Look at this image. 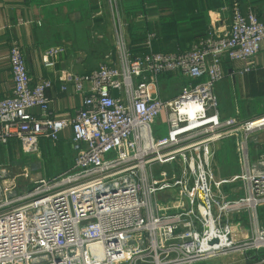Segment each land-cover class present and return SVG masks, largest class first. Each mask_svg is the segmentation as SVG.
Listing matches in <instances>:
<instances>
[{"label":"built area","instance_id":"1","mask_svg":"<svg viewBox=\"0 0 264 264\" xmlns=\"http://www.w3.org/2000/svg\"><path fill=\"white\" fill-rule=\"evenodd\" d=\"M264 54V18L238 1L222 27H209L191 48L136 52L122 28L100 65L76 72L85 55L61 44L44 50L45 69L82 96L72 118L52 116L47 91L53 79L34 82L23 47H10L12 94L0 100V145L20 142L39 156L42 142L57 143L72 131L73 166L22 195L0 170V264H207L231 253L264 251L258 209L264 205V114L222 117L215 93L230 76L224 61L255 69ZM68 67L57 70L61 58ZM188 80L172 100L161 95V78ZM165 119L167 133L157 135ZM234 139L245 163L237 176L247 195L217 197L209 147ZM253 145L254 158L249 155ZM180 165L182 171H180ZM171 170L167 171L166 168ZM179 188L167 204L161 192ZM249 212L253 239H233L227 217ZM249 236V231H246Z\"/></svg>","mask_w":264,"mask_h":264},{"label":"crops","instance_id":"2","mask_svg":"<svg viewBox=\"0 0 264 264\" xmlns=\"http://www.w3.org/2000/svg\"><path fill=\"white\" fill-rule=\"evenodd\" d=\"M238 1L243 10L252 8L264 18V0H0V100L12 94L13 82L10 69V47L13 41L23 47L29 73L34 82L52 78L53 87L47 91L51 99L52 116L72 118L81 107L82 96L73 88L62 91V83L45 69L42 62L44 50L54 45L72 41L85 50L84 64L76 68L82 73L97 67L105 53L113 48L117 33L122 28L129 45L136 52L143 51L150 42L156 52H179L189 50L193 42L204 35L209 27H222L229 19V9ZM98 35L91 38L89 31ZM88 36V40L87 37ZM68 58H61L57 70L68 67ZM230 76L215 87L219 102V114L231 117L238 114L242 119H252L264 114V54L255 59V69L240 74L241 62L224 61ZM168 74L161 78V95L172 100L166 81ZM188 82V81H187ZM167 126L164 117L157 126V135L165 136ZM72 131L62 134L60 142L71 145ZM264 147V135L260 134ZM52 142H42V151ZM236 143V144H235ZM17 148L22 152L20 142L10 140L0 148ZM211 164L214 182L225 181L217 197L241 198L248 193L247 183L235 177L245 173L238 143L227 140L212 146ZM73 162H74V151ZM253 145L249 155L254 158ZM23 155H25L23 153ZM27 156V155H25ZM224 160V161H223ZM179 188L157 195L163 204L175 200L181 194ZM212 261L207 264H212Z\"/></svg>","mask_w":264,"mask_h":264},{"label":"rangeland","instance_id":"3","mask_svg":"<svg viewBox=\"0 0 264 264\" xmlns=\"http://www.w3.org/2000/svg\"><path fill=\"white\" fill-rule=\"evenodd\" d=\"M89 35L95 39L98 33L92 29L89 31ZM86 37L88 40L87 35ZM69 43L70 46L83 52L84 55L87 54L85 51L87 48H78L72 41H69ZM100 63L97 62V67ZM187 81L185 78L169 77L166 81L169 95H179L182 87L188 83ZM47 147L46 152L43 151L39 156H25L17 148H0V170H6L8 172L10 181L13 182L22 195L28 194L34 188L40 186L41 181L46 179L50 182L73 166V152L68 144L57 142L51 143ZM166 170L170 171L171 168L168 167ZM180 171H182L181 165ZM228 199L233 200L230 196H228ZM258 214L259 225L264 228V205L258 209ZM227 218L229 219L227 220V224L232 226L234 240L240 237L248 238L246 242L249 243L253 239L252 230L254 219L249 212L238 215L232 213ZM247 230L249 231V236L246 234ZM253 253L247 256L242 253H231L218 259H212V264H264V251L256 252V254Z\"/></svg>","mask_w":264,"mask_h":264},{"label":"water","instance_id":"4","mask_svg":"<svg viewBox=\"0 0 264 264\" xmlns=\"http://www.w3.org/2000/svg\"><path fill=\"white\" fill-rule=\"evenodd\" d=\"M209 154H210V160L212 161V159H213V150H212V147H209Z\"/></svg>","mask_w":264,"mask_h":264},{"label":"trees","instance_id":"5","mask_svg":"<svg viewBox=\"0 0 264 264\" xmlns=\"http://www.w3.org/2000/svg\"><path fill=\"white\" fill-rule=\"evenodd\" d=\"M103 60V59H102ZM253 254H256V253H253Z\"/></svg>","mask_w":264,"mask_h":264}]
</instances>
